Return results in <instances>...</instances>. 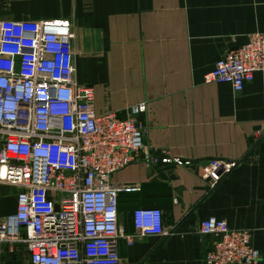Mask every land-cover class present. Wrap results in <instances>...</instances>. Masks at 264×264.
Listing matches in <instances>:
<instances>
[{
	"label": "crops",
	"instance_id": "obj_1",
	"mask_svg": "<svg viewBox=\"0 0 264 264\" xmlns=\"http://www.w3.org/2000/svg\"><path fill=\"white\" fill-rule=\"evenodd\" d=\"M0 10V19L51 20L72 32V77L91 87L95 114L123 118L145 104L143 148L108 176L130 187L117 194V264H202L209 243L197 226L208 216L247 230L260 252L253 264H264V70L236 93L202 82L224 51L264 31V0H0ZM211 158L236 161L213 187L196 174ZM138 207L161 211L164 234L135 232ZM2 247L0 264H25Z\"/></svg>",
	"mask_w": 264,
	"mask_h": 264
},
{
	"label": "built area",
	"instance_id": "obj_2",
	"mask_svg": "<svg viewBox=\"0 0 264 264\" xmlns=\"http://www.w3.org/2000/svg\"><path fill=\"white\" fill-rule=\"evenodd\" d=\"M72 36L51 20L0 19V183L15 190L14 210L0 217V253L3 244L9 251L20 245L25 264H117V194L130 187L108 176L143 148L137 116L144 102L129 105L123 118L95 114L91 87L72 77ZM261 70L264 31H255L224 51L202 82H225L236 93ZM235 165L211 158L196 174L213 187ZM131 220L138 235L164 234L158 208H134ZM197 231L209 243L202 264L259 259L250 233L230 229L222 218L200 220Z\"/></svg>",
	"mask_w": 264,
	"mask_h": 264
},
{
	"label": "rangeland",
	"instance_id": "obj_3",
	"mask_svg": "<svg viewBox=\"0 0 264 264\" xmlns=\"http://www.w3.org/2000/svg\"><path fill=\"white\" fill-rule=\"evenodd\" d=\"M14 198L12 191L9 188L0 187V213L12 212ZM14 259L23 260L25 258V251L22 248H13Z\"/></svg>",
	"mask_w": 264,
	"mask_h": 264
},
{
	"label": "water",
	"instance_id": "obj_4",
	"mask_svg": "<svg viewBox=\"0 0 264 264\" xmlns=\"http://www.w3.org/2000/svg\"><path fill=\"white\" fill-rule=\"evenodd\" d=\"M3 14H5V11L0 10V16L3 15ZM203 163H204V162H203ZM55 208H56V206H55Z\"/></svg>",
	"mask_w": 264,
	"mask_h": 264
}]
</instances>
